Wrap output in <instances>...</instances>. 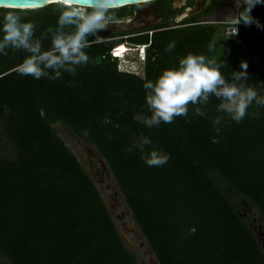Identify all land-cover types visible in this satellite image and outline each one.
I'll return each instance as SVG.
<instances>
[{
	"label": "trees",
	"instance_id": "1",
	"mask_svg": "<svg viewBox=\"0 0 264 264\" xmlns=\"http://www.w3.org/2000/svg\"><path fill=\"white\" fill-rule=\"evenodd\" d=\"M60 7L26 9L20 18L35 23L39 38L49 25L55 27ZM8 10L20 9L0 8ZM250 14L262 27L242 23L233 39L224 38L222 30L217 35V23L154 34L157 56H148L143 77L116 69L107 52L120 40L101 41L112 36L106 31L98 40L89 37L86 64L56 79L21 75L16 66L28 55L23 49L0 55V257L5 264H137L54 122L85 133L105 160L157 264H264L253 232L231 201L246 199L264 222V106L250 104L236 123L210 95L206 105L189 103L187 114L171 123L149 128L132 118L150 115L144 80L154 81L189 52L218 57L226 79L246 61L245 83L264 94V4ZM169 42L174 47L166 50ZM41 43L50 46L47 38ZM118 50L113 51L117 57ZM141 136L152 144L137 148ZM153 147L168 154L165 164L149 166L142 159Z\"/></svg>",
	"mask_w": 264,
	"mask_h": 264
},
{
	"label": "clouds",
	"instance_id": "2",
	"mask_svg": "<svg viewBox=\"0 0 264 264\" xmlns=\"http://www.w3.org/2000/svg\"><path fill=\"white\" fill-rule=\"evenodd\" d=\"M148 2L145 0V3ZM232 2L234 11L226 16L227 22L232 25L227 37L235 35L238 31L236 25L241 23L262 27L250 13L255 5L264 4V0ZM120 22L121 17L109 8V0H94L93 6L88 9L66 3V6L59 8L55 27L49 25L37 38L34 37L36 25L32 20H21L13 10L3 11L0 12V55H5L9 48L25 50L28 55L23 57L16 70L34 79H56L62 72L75 74L77 66L89 61L84 51L88 47L89 37L98 40L99 32L110 24ZM217 23L220 24L219 21ZM45 38L50 41L46 49L41 43ZM142 46L136 45L132 51L137 52L138 47L140 49ZM172 47L174 42H169L166 50ZM208 48L211 50L213 44L210 43ZM109 56L115 57L112 54ZM247 66V62L241 60L239 70H232L230 79H226L220 71L222 63L218 57L189 52L178 59L175 67L163 69L154 81L144 80V101L150 115L134 114L132 118L149 128L162 122L171 123L175 117L187 114L189 103L206 105L211 95L219 101L217 109L239 123L250 104L264 106V94H258L256 88L245 83L249 77ZM193 111L197 115H204L201 107H194ZM217 122L213 121L214 124ZM150 144L152 141L147 136H141L135 142L137 148ZM141 155L149 166L165 164L169 158L166 152L155 147L146 155Z\"/></svg>",
	"mask_w": 264,
	"mask_h": 264
},
{
	"label": "rangeland",
	"instance_id": "3",
	"mask_svg": "<svg viewBox=\"0 0 264 264\" xmlns=\"http://www.w3.org/2000/svg\"><path fill=\"white\" fill-rule=\"evenodd\" d=\"M229 5L230 3L228 0H215L214 6L215 8L219 7V9L208 19H217L220 21L223 17H226L227 14L232 12L231 9H225L229 8ZM25 10L26 9H21L16 10L15 12L21 17L27 14L24 12ZM222 29L223 27L220 26V30L217 35H219ZM219 36L221 37V35ZM178 40L179 38L176 39V41ZM127 53L126 58L134 56L130 51H127ZM119 62H121V60H118V63ZM118 67L120 69L127 68L121 65H118ZM140 70L141 69L137 70L138 74L135 76L143 77L142 70ZM52 127L56 131L58 137L63 141L64 145L70 149L82 167L89 174L110 214L123 244L130 252L133 253L137 264H157V261L140 230L131 219L130 211L120 193L108 165L105 160L102 159V156L97 152L95 147L86 142L85 133L80 135L75 134L60 122L52 123ZM9 150L10 148L7 146L6 156H8ZM89 150H92L93 153ZM231 201L236 206L240 218L253 232L261 251L264 254V222L262 221L259 212L250 204L249 201L242 197L233 196L231 197ZM5 263V259L0 257V264Z\"/></svg>",
	"mask_w": 264,
	"mask_h": 264
},
{
	"label": "flooded vegetation",
	"instance_id": "4",
	"mask_svg": "<svg viewBox=\"0 0 264 264\" xmlns=\"http://www.w3.org/2000/svg\"><path fill=\"white\" fill-rule=\"evenodd\" d=\"M214 1L215 0H154L148 3H139L129 6L122 11H116L117 15L121 17L120 23H124L125 30L109 32L112 33V36L105 37L101 41L120 40L113 44L107 52L108 55H111L113 53V47L116 45L119 46V44H123L127 49L123 55L122 46L120 52L123 57H114L116 59V69L120 72L132 75H137V70L141 69L143 76L148 56L150 60H155L157 56L155 49L151 47V37L154 34H161L173 30L185 31L197 25L217 23V19H208L219 9V7L215 8ZM212 8L215 10L208 13ZM197 9H199L198 12L191 14ZM133 37H147L148 40L145 43H133L130 40ZM224 38L226 37L224 36ZM136 45H143L140 47L143 55H139V47L137 52L132 51V48ZM127 51L133 53L134 56L126 58V54H128ZM112 55L114 56V53ZM118 60H121V62L118 63ZM118 65L127 68L120 69Z\"/></svg>",
	"mask_w": 264,
	"mask_h": 264
},
{
	"label": "water",
	"instance_id": "5",
	"mask_svg": "<svg viewBox=\"0 0 264 264\" xmlns=\"http://www.w3.org/2000/svg\"><path fill=\"white\" fill-rule=\"evenodd\" d=\"M154 0H149V2ZM67 4H77L82 8L88 9L94 4V0H0V8L9 9H40L49 4L66 6ZM145 3V0H109V8L116 9ZM199 9L191 14L198 12ZM125 30L124 23L110 24L103 31L117 32ZM99 155V154H98ZM103 159V158H102Z\"/></svg>",
	"mask_w": 264,
	"mask_h": 264
},
{
	"label": "built area",
	"instance_id": "6",
	"mask_svg": "<svg viewBox=\"0 0 264 264\" xmlns=\"http://www.w3.org/2000/svg\"><path fill=\"white\" fill-rule=\"evenodd\" d=\"M217 1H221V0H217ZM228 1H229V3H230L229 7L231 8L232 11H234L232 0H228ZM219 23L222 24V26H223V29H222V35L225 36V37L228 38V39H233L237 33H236L235 35H229V36L227 37L229 31L232 30V25H231L230 23L227 22L226 17L222 18V19L219 21ZM241 24H242V23H241ZM241 24L236 25V27H238V26L241 25ZM139 51H140V55H143V52H142L141 48L139 49ZM112 54H113V53H112Z\"/></svg>",
	"mask_w": 264,
	"mask_h": 264
},
{
	"label": "bare ground",
	"instance_id": "7",
	"mask_svg": "<svg viewBox=\"0 0 264 264\" xmlns=\"http://www.w3.org/2000/svg\"><path fill=\"white\" fill-rule=\"evenodd\" d=\"M123 45H120V46H115V47H119V50H118V52H119V57H123L122 55H121V52H120V50H121V47H122ZM114 47V48H115ZM126 48H125V46H123V55L125 54V52H126ZM113 52V51H112ZM136 55V54H135ZM115 56V55H114ZM115 57H117V56H115ZM125 58V57H124ZM135 59V58H134ZM89 151H91V153H93L92 152V150H89Z\"/></svg>",
	"mask_w": 264,
	"mask_h": 264
},
{
	"label": "crops",
	"instance_id": "8",
	"mask_svg": "<svg viewBox=\"0 0 264 264\" xmlns=\"http://www.w3.org/2000/svg\"><path fill=\"white\" fill-rule=\"evenodd\" d=\"M225 9H231L230 7L229 8H225ZM224 18V17H223Z\"/></svg>",
	"mask_w": 264,
	"mask_h": 264
}]
</instances>
